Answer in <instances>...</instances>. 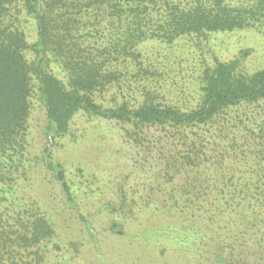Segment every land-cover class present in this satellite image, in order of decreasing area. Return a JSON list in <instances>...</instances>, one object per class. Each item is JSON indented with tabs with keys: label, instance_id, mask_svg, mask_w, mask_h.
<instances>
[{
	"label": "trees",
	"instance_id": "trees-1",
	"mask_svg": "<svg viewBox=\"0 0 264 264\" xmlns=\"http://www.w3.org/2000/svg\"><path fill=\"white\" fill-rule=\"evenodd\" d=\"M250 28L264 35V0H0V264H51L63 205L31 196L43 168L72 201L49 146L31 155L35 101L53 137L82 112L126 125L149 155L138 195L121 193L128 230L113 222L96 236L78 215L92 246L81 264L89 251L103 264H264V63L247 72L249 48L213 53L191 102L165 90L166 54L145 53L148 42L170 53L194 39L201 50L210 34ZM111 238L136 252L112 250Z\"/></svg>",
	"mask_w": 264,
	"mask_h": 264
},
{
	"label": "rangeland",
	"instance_id": "rangeland-1",
	"mask_svg": "<svg viewBox=\"0 0 264 264\" xmlns=\"http://www.w3.org/2000/svg\"><path fill=\"white\" fill-rule=\"evenodd\" d=\"M29 30L32 33L30 28ZM205 38L208 41L202 39V46H204L201 50L195 48L197 39H194L187 45L180 42V46L177 48L174 46L170 53L163 49L162 44L147 43L149 45L145 47V53L166 54L164 61L169 65L171 63L170 79L166 80L165 90L170 88L172 93L175 91L176 95L187 96L188 101L192 102L193 97L196 96L194 89L199 63L212 60L213 53L226 58L233 57L240 49L249 48V54L242 64L247 72L256 70L264 63V35L255 29L250 28L226 34L213 33ZM222 40L228 49L223 47ZM200 42L199 40V44ZM187 46L191 52L190 55L185 49ZM260 105L264 115V102ZM33 106L34 109L29 119L31 155L39 156L45 147L49 146L47 159L53 163L56 161L62 166L72 195V201L68 202L62 197L63 190L55 181L53 172L44 168L41 170L45 174L44 181L34 186V193H31V196L42 204L44 200L47 202L59 200L61 207L63 205L53 222L56 235L48 246L51 253L50 262L51 264H81L79 258L92 246L88 245L91 244L88 241L90 240L89 234L86 231L87 228L82 227L79 218L82 217L90 223L87 227H91V231L96 236L102 228L113 222L121 223L120 228L128 230L131 218L129 220L124 218L121 212V207L125 202L121 193L128 197L130 194L138 195V192L132 193L131 188L138 181V177L143 176L142 170L138 168H141V162L148 160L149 155L143 151L141 146L126 138L124 129L126 125L115 120L87 116L82 112L74 115L65 134L53 137V134H47V122L42 105L35 101ZM147 136L154 135L148 134ZM127 173L130 174L125 180ZM120 187L121 191L118 190ZM45 208L51 212L50 208ZM146 214L144 210L136 211L135 208L133 216L141 219ZM111 241L115 245L110 247L116 252H123L124 255L134 251L131 244L123 243L121 239L111 238ZM54 244H58V248L54 247ZM137 251L144 256L147 253L145 249L139 248ZM100 258L103 262L107 261L102 254ZM97 259L98 256L89 251L82 264H103ZM122 259L124 258H121L122 263L126 262ZM89 260L92 263H89Z\"/></svg>",
	"mask_w": 264,
	"mask_h": 264
}]
</instances>
